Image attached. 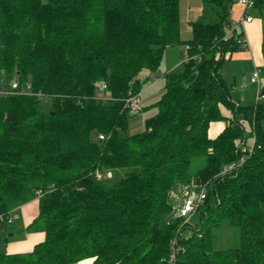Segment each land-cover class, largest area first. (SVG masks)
<instances>
[{
  "label": "trees",
  "instance_id": "1",
  "mask_svg": "<svg viewBox=\"0 0 264 264\" xmlns=\"http://www.w3.org/2000/svg\"><path fill=\"white\" fill-rule=\"evenodd\" d=\"M202 2L217 18L190 21L183 38L180 0H0V87L27 89L0 96V216L38 198L29 227L45 230L0 264H171L173 255L174 264H264V99L242 105L220 71L226 54L245 49L243 29L228 35L236 0ZM175 44L189 45L183 69L165 73L158 111L130 133L139 111L125 99ZM225 120L210 137V124ZM244 124L254 135L245 152ZM196 157L204 164L191 173ZM178 184L207 186L197 225L178 210L163 222ZM225 221L239 245L215 249Z\"/></svg>",
  "mask_w": 264,
  "mask_h": 264
},
{
  "label": "rangeland",
  "instance_id": "2",
  "mask_svg": "<svg viewBox=\"0 0 264 264\" xmlns=\"http://www.w3.org/2000/svg\"><path fill=\"white\" fill-rule=\"evenodd\" d=\"M180 6H181V13H182V22H181V32L183 38H189L191 36V27L189 22L192 20H195L199 16H207V18L216 19L217 14L215 12H212L210 8L203 4L202 0H180ZM241 9V5L236 2L233 4L232 7V17L235 16L236 13H238ZM173 50L170 51H179L181 53L180 55V61L176 63L177 65L173 67L172 62H175L176 60L173 58L172 54L166 53V55L163 56L162 61L156 70V72L151 74L150 80L144 85L142 92V104H140L139 113L134 115L133 122H138L140 127L142 126V129L145 127L144 123L145 120L156 114L158 111L157 102L160 100L163 94V89L165 88L166 84V78L165 73L169 70H174L176 72L181 71L183 69V62L186 60L187 54H186V46L184 44H175L171 46ZM237 53V52H236ZM240 56V55H238ZM253 67V60L250 57H236L235 53L233 54V58L229 60V56H225V60L223 61L220 70L224 72L228 83L231 85L233 82V78L235 75H238L240 73H249L252 70ZM172 68V69H171ZM253 72V70L251 71ZM154 74V75H153ZM159 75V78L161 79L158 84H155L153 86H150L155 81V76L157 77ZM150 88L148 89V87ZM236 91L232 90L233 95L235 96ZM246 94L253 98H257L258 96V86L256 84H248V86L245 88ZM102 95L103 99L108 100L110 98V95L108 94H100ZM144 97H148L147 102L143 101ZM136 124V123H135ZM264 124V123H263ZM130 126V125H129ZM139 127V128H140ZM133 130V129H132ZM136 130V129H134ZM246 133L249 134L246 145L248 147H252L254 143V135L251 133V130L249 127H246ZM130 131V128H129ZM204 164V158L203 157H196L193 159L191 166H190V172L194 173L196 172L202 165ZM126 172L125 168L117 169L114 171H111L110 173V180L115 181L119 178H121ZM182 186L179 184L175 186V188L171 191L170 195V201L173 205V212L170 214H166L163 217V222H165L171 215H178L177 209L181 207V204L183 203V200L187 197L188 189L192 190L195 195H199L201 191V186L198 185H192L188 188V185L183 187V190H181ZM203 208L195 211L190 216L189 224L190 226L197 225L201 222V216H202ZM15 218V221L13 223H9L8 219L4 218L3 216H0V254L2 253H9L16 250L26 252L25 248L28 247V245L32 242L34 235L38 233L39 231L44 230V224L42 222H39L35 224L33 227H29L26 225L25 221L22 218H17L16 213L12 215ZM38 227V228H36ZM240 241V234L239 229L237 226L231 224L228 221L223 222L217 229L214 231V237L212 239V245L215 249H225V248H231L239 245ZM88 261L81 262L79 264H87Z\"/></svg>",
  "mask_w": 264,
  "mask_h": 264
},
{
  "label": "crops",
  "instance_id": "3",
  "mask_svg": "<svg viewBox=\"0 0 264 264\" xmlns=\"http://www.w3.org/2000/svg\"><path fill=\"white\" fill-rule=\"evenodd\" d=\"M242 11H243V8L241 6L240 11L238 13H236L235 16L232 17V19L236 20V19L240 18L242 15ZM248 12L250 15H252L253 19L250 22H246L244 24V26L242 27L244 34H245V37L248 41V47L243 49V50H240V51L232 52L231 54H226V56L227 55L229 56V60H231L233 58L234 53H235V58L236 57H243V55L245 57H250L253 60L252 70H254L256 67H259V66L263 65V63H264V57H263V52H262V41H263V37H264V7H254L252 9H250ZM171 48H172L171 46L166 47V49L164 51V55H166V53H168V52H170L168 54H172L173 58L176 60L175 62H172V63H174L173 67H175L177 65L176 63H178L180 61L181 53L178 50L177 51H170V50H173ZM238 55H240V56H238ZM169 71H171V70H169ZM251 71L249 73L243 72V73H240L238 75H235L233 78V82L231 83L232 90L236 91L235 92L236 95L234 96L232 93V96L234 99H237L242 105H252V104H255L257 101V98L252 99V97L250 95L248 96L245 92V88L248 86V84H256L257 85V83L249 81V78L252 74ZM222 74L225 76L224 72H222ZM154 78H155V81L150 86L161 83L160 82L161 79L159 78V75H157V77L155 76ZM225 78H226V76H225ZM261 78H262V83L264 85V77L261 76ZM243 79H246L248 81L247 84L244 86L242 85ZM226 80H227V78H226ZM227 82H228V80H227ZM150 86L148 87V89L150 88ZM164 90H165V88L162 91L164 92ZM141 95H142V92H140L141 104H142L143 102H142V96ZM147 100H148V97L143 98L144 102H147ZM222 112L224 113V115L226 117H232L230 110H228L227 108L222 107ZM133 118L134 117H132L130 119V124H129L130 125L129 126L130 133H136V132L142 131L143 130L142 126L140 127V125L138 124L139 121L133 122ZM226 124H227L226 120L225 121H213L210 124L209 136L212 138L216 137L225 128ZM244 126H245V129H246V127H249L247 124H244ZM134 129H136V130H134ZM180 186H182V185H180ZM183 187L184 186L181 187L182 188L181 190H183ZM14 213H16L17 218H22L25 221L26 225L29 226L39 214V199L34 198V199L20 205L16 209H14L13 212L10 214L11 217L13 218V221L9 222V223H13L15 221V218L12 216V215H14ZM36 228H38V227H36ZM44 238H45V230H42V231H39L38 233H36V235H34L33 240H31L32 242L28 245L27 248H25L26 249L25 251L26 252L31 251L33 249L34 245L37 244L38 242L42 241ZM23 251L24 250H22V251L16 250V251L9 252V253H23ZM85 261H88L87 264H93L92 259H86V260L80 261L79 263L85 262ZM79 263H77V264H79Z\"/></svg>",
  "mask_w": 264,
  "mask_h": 264
},
{
  "label": "built area",
  "instance_id": "4",
  "mask_svg": "<svg viewBox=\"0 0 264 264\" xmlns=\"http://www.w3.org/2000/svg\"><path fill=\"white\" fill-rule=\"evenodd\" d=\"M237 1L243 8L242 15L240 18L231 21V24L229 25V28H228V35L235 34L236 31H239L240 29H242V27L244 26V24L246 22H250L253 19L252 15H250L248 11L255 7L256 0H237ZM238 42L242 45V47H244V48L248 47V41H247L244 33L240 37H238ZM188 51H189V45H186V54H187L186 59L189 57ZM249 81L257 83V86H258L257 99L263 100L264 99V92H263L264 91V85L262 83L261 68L260 67H256L253 70V72L249 78ZM247 82L248 81L246 79H243L242 85L243 86L246 85ZM26 90L27 89H24V88L20 89L19 88V83L17 80H12L10 82V84H8V85H7L6 81H3V85L0 87V96L1 95L20 94V93H24ZM100 98L103 99L102 95L100 96ZM125 101H126V106L130 109L131 113H136L139 111L140 104H141L140 93L130 94V96L125 99ZM104 138H105V136L101 134L100 139H104ZM240 146L242 147V151H244V152L251 150V148L246 145L245 141L240 142ZM244 160L245 159L242 157L239 160V162L237 163V165H241L244 162ZM231 167H233V165H226L224 167V171H227ZM96 177L98 179L102 178V173L99 170L96 171ZM206 195H207V186L206 185L201 186V191H200L198 196L195 195L192 190L188 189L187 197L183 200L181 207L179 209H177L179 215H182V216H185L186 218H189L195 212L198 205L200 203H202L203 200L206 198ZM8 221L9 222L13 221V218L11 217V215H9ZM175 258H176L175 255H173L172 259H171V264H174Z\"/></svg>",
  "mask_w": 264,
  "mask_h": 264
},
{
  "label": "water",
  "instance_id": "5",
  "mask_svg": "<svg viewBox=\"0 0 264 264\" xmlns=\"http://www.w3.org/2000/svg\"><path fill=\"white\" fill-rule=\"evenodd\" d=\"M108 175H106V177H107Z\"/></svg>",
  "mask_w": 264,
  "mask_h": 264
}]
</instances>
